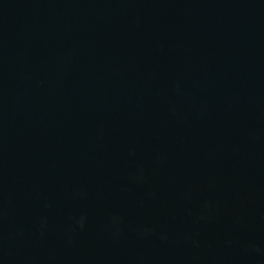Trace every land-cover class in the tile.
Instances as JSON below:
<instances>
[{
  "label": "water",
  "instance_id": "obj_1",
  "mask_svg": "<svg viewBox=\"0 0 264 264\" xmlns=\"http://www.w3.org/2000/svg\"><path fill=\"white\" fill-rule=\"evenodd\" d=\"M0 264H264V0H96L0 135Z\"/></svg>",
  "mask_w": 264,
  "mask_h": 264
}]
</instances>
